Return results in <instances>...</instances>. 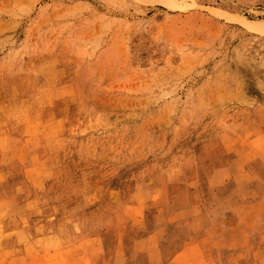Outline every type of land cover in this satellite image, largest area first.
<instances>
[{"label":"rangeland","instance_id":"1","mask_svg":"<svg viewBox=\"0 0 264 264\" xmlns=\"http://www.w3.org/2000/svg\"><path fill=\"white\" fill-rule=\"evenodd\" d=\"M0 264H264V0H0Z\"/></svg>","mask_w":264,"mask_h":264}]
</instances>
